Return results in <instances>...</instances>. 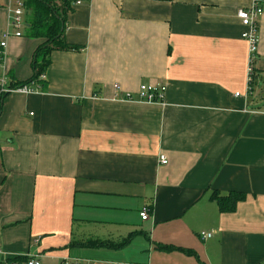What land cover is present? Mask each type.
<instances>
[{
	"label": "crops",
	"instance_id": "0c3cea01",
	"mask_svg": "<svg viewBox=\"0 0 264 264\" xmlns=\"http://www.w3.org/2000/svg\"><path fill=\"white\" fill-rule=\"evenodd\" d=\"M255 1L73 5L64 39L81 49L51 52L46 89L0 91V264H264V13L252 82L237 15ZM12 10L0 0L10 89L44 41L27 10L15 35Z\"/></svg>",
	"mask_w": 264,
	"mask_h": 264
},
{
	"label": "trees",
	"instance_id": "16d2710c",
	"mask_svg": "<svg viewBox=\"0 0 264 264\" xmlns=\"http://www.w3.org/2000/svg\"><path fill=\"white\" fill-rule=\"evenodd\" d=\"M170 1V0H162ZM76 0H25V9L28 10L27 35L30 37L43 38L44 41L37 50L34 63L35 73L26 82L19 85L34 82L38 89H46L47 82L40 79L51 64L50 55L54 49L60 50H80V46L69 44L64 39L66 28V15L73 9ZM217 195L221 211L228 209L227 198ZM229 197L236 196L235 202L241 199L242 194H229ZM233 202V201H232ZM103 244L104 242H100ZM95 245L96 241L88 242ZM28 258H15L8 262L27 261Z\"/></svg>",
	"mask_w": 264,
	"mask_h": 264
},
{
	"label": "built area",
	"instance_id": "2783aa9c",
	"mask_svg": "<svg viewBox=\"0 0 264 264\" xmlns=\"http://www.w3.org/2000/svg\"><path fill=\"white\" fill-rule=\"evenodd\" d=\"M85 0H76L74 5L81 4ZM25 1L24 0H13V10L11 15V24L17 29L15 35L21 36V29L24 27V15H25ZM264 13V5H262L260 2L258 3V0L255 1V4L252 5L249 8H240L238 10V17L242 21L243 25H245L248 29L243 32L242 36L243 38L247 39L249 42V80L253 81L254 76V66L253 63L255 61V54L257 50V45L259 41V34H258V27H259V20L262 17ZM10 37V33L7 32L5 38L0 41V64L3 60V56L5 55L4 51L7 47V39ZM40 79L44 80L45 75L43 74ZM18 90L21 92H32L35 90H38L36 87V84L34 82L26 83L19 85L16 88L10 89V86H8L7 81L5 78L0 79V91H13ZM115 90L120 91L119 84H115ZM164 90L165 87H158V86H152L147 84H142L138 90V99L140 101L145 102H158L163 101L164 98ZM239 95V93H238ZM126 100H133V94L127 93L126 97L124 98ZM160 161L164 164L168 162L165 155L160 156ZM148 208H143L141 211V217L143 220H146L149 216ZM212 236V232H202L201 237L206 239L208 237ZM82 261H84L81 258H73V257H66L64 258L60 264H82ZM40 260L36 258H30L27 261H15L11 264H40ZM89 263V262H86ZM90 264V263H89ZM137 264V263H133Z\"/></svg>",
	"mask_w": 264,
	"mask_h": 264
},
{
	"label": "rangeland",
	"instance_id": "374dc122",
	"mask_svg": "<svg viewBox=\"0 0 264 264\" xmlns=\"http://www.w3.org/2000/svg\"><path fill=\"white\" fill-rule=\"evenodd\" d=\"M26 14H27V16H28V10L26 11ZM26 14H25V15H26ZM8 39H9V38H8ZM254 62H255V61H254ZM253 73H254V76H253V78H254V77H255V74H256V73H255V70L253 71ZM44 75H45V73H44ZM133 98H134V97H133ZM133 100H135V98H134ZM73 258H76V257H73ZM77 258H78V257H77ZM86 264H89V263H86Z\"/></svg>",
	"mask_w": 264,
	"mask_h": 264
}]
</instances>
